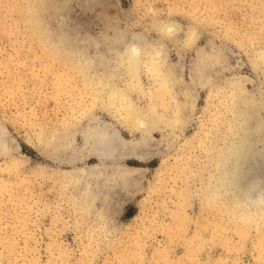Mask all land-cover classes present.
Segmentation results:
<instances>
[{
  "label": "rangeland",
  "instance_id": "obj_1",
  "mask_svg": "<svg viewBox=\"0 0 264 264\" xmlns=\"http://www.w3.org/2000/svg\"><path fill=\"white\" fill-rule=\"evenodd\" d=\"M137 40L140 82L146 92L152 87L145 65L158 52L177 78L162 91L158 112L170 115L182 103L183 123L153 130L147 138L161 142L150 160H119L140 167L134 181L124 178L82 209L75 188L52 174L47 139L73 125L81 145L88 112L123 139L141 137L108 104L116 87L147 112L149 95L125 86L126 48ZM261 50L264 0H0V125L11 150L0 155V264H264V206L242 222L230 191L206 206L191 176L216 173L212 162L242 131L234 117H254L253 100L264 106ZM238 86L247 95L232 106ZM261 144L241 155L242 188L264 185Z\"/></svg>",
  "mask_w": 264,
  "mask_h": 264
},
{
  "label": "bare ground",
  "instance_id": "obj_2",
  "mask_svg": "<svg viewBox=\"0 0 264 264\" xmlns=\"http://www.w3.org/2000/svg\"><path fill=\"white\" fill-rule=\"evenodd\" d=\"M126 50L128 51L127 61L128 58L130 60L126 63L130 78H127L125 81V86L130 89L136 88L141 93H147L149 95L150 100L147 106V112H142L140 109L137 110V105L133 103L128 93L113 87L108 92V98L110 100L108 104L113 105L109 113H124L127 116L124 124L130 132L139 131L141 137L136 140L123 139L115 127L106 122H101L95 114L90 115V112H88L85 118L88 123L86 125L84 124L83 130L80 131L81 145L76 146L74 144L75 138L73 136L75 131L73 125L71 127L70 125L66 126L60 132H51V138L47 139L49 153L51 154H47V158L54 164L52 174H57L61 178L62 183L69 186V188H75L74 197H77L76 204L82 209L89 208L91 206L90 204L94 203V201L102 200L106 196L105 193H108L110 190L118 189V183H122L124 178H129L134 181L137 176L136 174L141 171L140 167L120 166L119 160L124 157H130L140 162L150 160L155 152L153 146L161 142H155L147 138L153 130H162L168 126H172L174 123H183L182 118L179 117L180 113H182V103H176V107L170 115H165L164 111L162 113L158 112V107L165 105V100L161 97L162 91L167 88L169 89L171 83L177 80V78L173 77L170 67L164 62L161 55L158 52L148 55L151 62L146 64L145 68L147 72L154 76L151 79L152 87L146 92V89L140 82V71L137 62L142 53L141 42L136 43V41H133V43L127 46ZM256 57L264 63V50L259 51ZM89 81L99 88L101 86L104 88L112 87L111 81L105 78H93ZM198 83L204 85L205 80L198 79ZM242 94L247 95L244 89L239 86L233 88L230 98L232 106L235 105L237 99H241ZM254 101L252 102V105H254L253 108L255 109L254 117L251 115L242 119L234 117V128L242 129V131H237L235 134L236 138L232 144L226 145L220 152L218 160L212 162L219 164L218 171L216 173L210 172L206 180L204 175H202L203 169L201 170L202 172L199 170L196 173H191V176L196 177L201 184L200 191L206 196V206H212L217 197L223 192L230 191V196L233 195L230 198V208L236 207L237 214L234 215L239 220H242V222L248 221L246 218H249L252 209H263L262 206H264V185L261 181L255 183L256 180L254 178L253 185H249L247 188H242L238 184V179L242 177V174L238 170V163L241 160L242 153L246 149H252L255 145L256 147H260L262 145L261 143L264 144V106L262 102L259 103L258 100ZM116 103L121 105L123 109L119 111V106ZM98 104L101 105L102 101L99 100ZM8 140L9 134L0 125V155L5 156L11 154V150L8 148ZM90 159H94L95 162L88 163ZM63 165H69L70 169H60L59 167ZM116 168H120V174L117 173ZM160 168L161 166L156 167V180L159 179L158 173L160 172ZM255 174L249 175L257 179L258 177ZM243 177L246 178V175L244 174ZM252 178L249 179L252 180ZM242 179L245 181L244 178ZM158 182H161L160 179ZM248 184L251 183L247 181ZM155 186L151 185L150 189L155 188ZM175 210L177 213L181 211L180 204H177Z\"/></svg>",
  "mask_w": 264,
  "mask_h": 264
}]
</instances>
